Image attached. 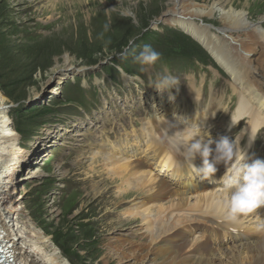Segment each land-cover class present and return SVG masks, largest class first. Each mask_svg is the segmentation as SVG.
<instances>
[{
  "label": "rangeland",
  "instance_id": "rangeland-1",
  "mask_svg": "<svg viewBox=\"0 0 264 264\" xmlns=\"http://www.w3.org/2000/svg\"><path fill=\"white\" fill-rule=\"evenodd\" d=\"M53 1L56 0H0L4 28L13 33L10 41L2 45L0 64H6V73L19 79L17 88L24 99L11 100L1 84L0 92L6 98L12 125L22 137L21 145L28 149L36 140V147L40 146L37 156L22 167L12 196L22 207V213L16 216L30 219L50 235L73 264H103V247L111 241L113 231L138 233L129 238L139 242L140 218H129L125 211L143 199L140 192L135 194L131 189L121 196L124 179L111 180L115 177L110 178L102 168L103 154L128 155L129 160L139 154L140 138H132L135 132L140 134L142 116L157 108L165 114L184 109L178 98L195 90L194 84L203 85L205 79L209 81L208 90L202 91L201 103L192 101V105L201 104L204 109L213 100H220L221 105L213 125L202 126L201 134L218 137L225 131L236 133L244 129L247 119L230 131L239 89L221 66L209 65L208 72L194 77L190 71L175 74L177 68L188 63L176 64L172 71H160L137 61L145 45L160 54H183L178 52L183 47L181 40L208 53L179 25L159 21L170 0H60L58 5ZM251 6L255 18L263 15L264 0ZM204 20L218 27L216 18ZM30 57L44 67L30 74ZM61 69L66 73L59 79L57 72ZM47 129L52 131L51 137ZM123 131L128 132L122 136ZM236 137L230 134L231 141H240L239 135ZM241 138L247 140L246 135ZM180 140L170 134L172 146ZM257 143L264 147V134ZM92 158L96 159L93 170ZM163 170L161 175L166 176L168 172Z\"/></svg>",
  "mask_w": 264,
  "mask_h": 264
},
{
  "label": "bare ground",
  "instance_id": "bare-ground-1",
  "mask_svg": "<svg viewBox=\"0 0 264 264\" xmlns=\"http://www.w3.org/2000/svg\"><path fill=\"white\" fill-rule=\"evenodd\" d=\"M61 1L56 0L52 4L58 5ZM253 2L258 3L259 0H209L203 3L197 0H170L158 18L162 23L179 25L188 31L225 69L231 83L239 89L237 106L229 123L235 126L246 117L248 125L244 131L248 142L245 146L241 140L239 145L250 157L249 163L255 159L264 160L262 156L250 155L256 132L264 125V11L263 15L255 18L251 6ZM130 15L134 16L133 13ZM205 18H216L218 27L205 23ZM57 73L60 79L66 71L61 69ZM57 82L56 85L59 84ZM197 91L192 88L184 93L192 94L190 97L181 96L178 101L185 108L182 107L184 109L177 113L171 111L165 114V110L161 112L157 108L153 113L142 116L140 134L134 130L132 138L133 141L140 138L139 154L131 156L130 160L128 155L116 157L103 154L102 168L110 178L115 177L111 180L124 179V183L121 182L125 186L120 190L121 196L131 189L135 194L140 192L143 198L125 211L129 218H140L142 235L139 242L129 238L137 237L138 233L113 231L109 235L111 241L103 247V264L112 261L121 264H264V208L251 216L242 217L236 223L224 221L218 205L224 198L220 180L226 178L225 166L215 164L216 173L204 179L192 171L184 162L182 153L169 142L170 134L183 141L190 132L198 128L201 131L202 126L210 127L214 123L213 117L218 113L221 101L215 103L216 100H213L204 109H201V104L193 106L189 99L199 101ZM142 93L139 94L140 98ZM0 96L3 97L1 92ZM7 108L5 104H0V113H8ZM180 121L192 125H181ZM221 127L224 128L223 125ZM46 132H49V136L52 134L50 130ZM127 132L123 131L122 136ZM101 135H104L103 131ZM202 135L206 140L211 138L218 141L221 137L230 140L228 132L218 137L215 136L217 134ZM21 138L19 135L0 137V228L10 243L13 263L73 264L50 235L30 219L16 216L22 207L12 196L15 180L22 167L37 156L40 147H36L38 141L35 140L31 148H24L20 143ZM212 147L215 148V143ZM209 159L213 160L214 154ZM77 163L80 165L83 162ZM93 163H96L94 158L90 163L91 170ZM193 163L199 168L203 160L197 156ZM155 166L158 169H154ZM56 168L60 169L58 166ZM162 170L168 172L166 176L165 173L161 175ZM126 186L130 188L126 189ZM3 262L4 258L0 264Z\"/></svg>",
  "mask_w": 264,
  "mask_h": 264
},
{
  "label": "clouds",
  "instance_id": "clouds-1",
  "mask_svg": "<svg viewBox=\"0 0 264 264\" xmlns=\"http://www.w3.org/2000/svg\"><path fill=\"white\" fill-rule=\"evenodd\" d=\"M160 58L161 54L150 45H145L136 57L143 65H155ZM5 103L6 98L0 96V104ZM12 124L13 120L7 113H0V137L17 135ZM173 147L182 153L184 162L192 171L204 179L215 174V164L222 163L225 166L226 178L220 180L224 198L218 205L224 221L236 223L242 217L251 216L264 208V160L255 159L249 163L250 157L240 147L239 141H230L228 137H221L218 141L211 138L206 140L198 128L189 133L187 140L173 143ZM213 154L215 163L209 159ZM197 156L203 160L199 168L193 163Z\"/></svg>",
  "mask_w": 264,
  "mask_h": 264
},
{
  "label": "trees",
  "instance_id": "trees-1",
  "mask_svg": "<svg viewBox=\"0 0 264 264\" xmlns=\"http://www.w3.org/2000/svg\"><path fill=\"white\" fill-rule=\"evenodd\" d=\"M4 23L5 22L2 20V17L0 16V50L3 48L2 45L4 43L10 41V38L13 34L12 31L10 32V30H7L6 28H4ZM181 41H182L183 47L181 51H178V52L183 51V54H180V55L198 57L200 60H202L201 57L208 58V54L204 52L202 49L201 50H198L197 48L194 49L188 42L184 40H181ZM49 55H52V54H49ZM29 62H32V65L29 71L30 74L36 69L44 67L43 64L40 65L37 62H33L32 57H30ZM5 69H6V64L5 65L0 64V84L3 85L2 87H4L7 90L5 93L4 92L3 93L6 94L13 101H20V100L22 101L24 99V95L19 94V89L17 88L19 79L16 78L13 74L8 75Z\"/></svg>",
  "mask_w": 264,
  "mask_h": 264
},
{
  "label": "water",
  "instance_id": "water-1",
  "mask_svg": "<svg viewBox=\"0 0 264 264\" xmlns=\"http://www.w3.org/2000/svg\"><path fill=\"white\" fill-rule=\"evenodd\" d=\"M5 244H2V250H7L8 247H10V243H7V241L4 242ZM1 253V252H0ZM1 255V254H0ZM3 258H4V263L3 264H13V255L12 253L8 254L6 251L4 252V254H2ZM11 257V260H10Z\"/></svg>",
  "mask_w": 264,
  "mask_h": 264
}]
</instances>
